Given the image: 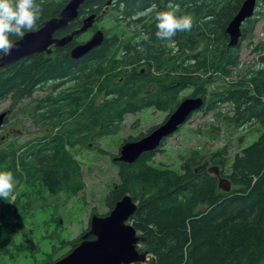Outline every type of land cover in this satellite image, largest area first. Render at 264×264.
Masks as SVG:
<instances>
[{
	"label": "trees",
	"instance_id": "obj_1",
	"mask_svg": "<svg viewBox=\"0 0 264 264\" xmlns=\"http://www.w3.org/2000/svg\"><path fill=\"white\" fill-rule=\"evenodd\" d=\"M66 1L37 0L43 10L37 27L57 15ZM106 1L84 0L75 20L96 14L95 21L105 32L96 48L71 58L70 47L85 37L79 34L49 54L17 60L0 77V96L11 92L13 104L23 103L20 113L35 126L47 128L31 139L0 148V168L11 162L20 181L13 200L0 199L1 220L9 208L15 218L27 216L21 210L30 209L31 219L32 211L41 209L31 201L47 195L61 194L64 202L75 196L83 189L82 169L70 148L116 134L128 114L155 108L167 115L184 98L180 96L184 88H192L188 97L204 100L199 111H211L216 121L234 128L255 123L261 129L257 137L242 145L230 162L226 143L210 153L192 148L179 157V168L153 164L164 138L133 163L114 161L117 179L105 203L110 210L125 194L136 203L129 224L143 239L137 249L146 251L147 258L133 264H264V69L257 70L258 64L264 65V42L251 40L264 0L256 1L233 47L228 46L224 28L243 0H132L129 5L113 0L105 8ZM169 4L179 6L178 16L191 15L194 26L171 41L160 40L155 35L156 18L171 10ZM149 9L152 12L144 20L141 14ZM75 21L68 30L77 26ZM130 33L134 41L127 42ZM244 40L258 56L240 71ZM144 63L146 69L141 70ZM46 88L44 95L34 96V91ZM220 129L211 122L203 132H210L209 139L214 141ZM238 141L243 142L244 136ZM207 157L230 183L228 191L218 187L217 176L206 170L210 167L204 162ZM84 232L72 241L63 238L53 244L43 264L70 251Z\"/></svg>",
	"mask_w": 264,
	"mask_h": 264
},
{
	"label": "rangeland",
	"instance_id": "obj_2",
	"mask_svg": "<svg viewBox=\"0 0 264 264\" xmlns=\"http://www.w3.org/2000/svg\"><path fill=\"white\" fill-rule=\"evenodd\" d=\"M258 10L261 16L254 29L253 39H251L253 43L259 40L264 42V3H261ZM106 26H110L108 21H106ZM257 56L247 46V40L242 41L239 51L241 65L238 69L240 71L247 69ZM47 91L48 88L35 93L34 96L44 95ZM191 91L192 88H184L180 96L188 97ZM22 104L21 102L13 104L12 101H9L8 96L0 100V112L6 108L10 109L5 124L0 128V148H8L9 146H4L8 142H23L31 139L42 131L37 126H33L35 124L33 120H29L20 113L18 108ZM166 113L150 108L142 112L128 114L116 134L97 138L94 142L88 141L84 146L76 144L75 147L70 148L71 154L82 169L83 189L66 202L62 201L64 198L61 194L47 195L45 198L31 201L33 206L38 205L41 208L40 210L35 208L32 211L31 219L30 209L26 212L27 216L22 215L15 218L11 215L9 208L0 220V252H2L0 254L30 255V264H43L46 252L51 250L53 244L58 245L60 239L63 238L72 241L84 232L92 214H105L109 210L104 198L111 184L117 179V164L111 159L118 153V147L128 137H137L146 133L147 129L158 124ZM212 117L211 111L206 114L199 110L190 116L178 131L166 138L161 150L157 151L152 158L153 164L179 168V157L186 155L192 148H200L201 151L210 153L225 143L228 145L230 154L228 161L230 162L232 155L238 152L242 145L253 141L261 130L255 123L234 128L226 123L218 122ZM211 122L217 123L221 128L218 138L214 141L209 139L210 132L208 134L203 132ZM241 135L244 136L243 142L238 141ZM204 162L206 167L213 165L210 163V157H207ZM3 166L4 168H0V172L8 169L5 165ZM221 170L226 171L225 169ZM13 196H16L15 191ZM13 199L10 198V200ZM6 202L8 203L9 199ZM6 205L8 204L3 206ZM27 240L30 243H27ZM64 249L66 248L58 253ZM17 260L19 262L14 264H25L21 262L22 258ZM2 261L1 264H10V261H7L5 257L2 258ZM4 261L8 263H4Z\"/></svg>",
	"mask_w": 264,
	"mask_h": 264
},
{
	"label": "water",
	"instance_id": "obj_3",
	"mask_svg": "<svg viewBox=\"0 0 264 264\" xmlns=\"http://www.w3.org/2000/svg\"><path fill=\"white\" fill-rule=\"evenodd\" d=\"M112 0H107L110 4ZM257 0H243L237 12L233 14L228 22L225 32L229 37L228 46H235L240 38L241 24L245 19L252 16ZM84 0H68L58 14L41 22L38 31L26 33L23 39L14 40L15 48L10 55L0 57V67L5 64H12L29 55L46 52L50 53V46L63 47L70 43L74 36L84 32L94 23L96 14L84 17L81 25L61 36L55 33L69 25L70 21L76 19L79 13L78 7ZM104 40L101 29L92 32V35L85 40L75 44L70 49L71 58H79L93 48H96ZM204 103L201 97H185L167 115L164 121L150 132L145 133L134 140L122 142L118 147V153L111 160L115 162L133 163L142 153L155 150L162 140L172 135L178 128L187 121L193 112L200 109ZM6 111L0 112V126L3 124ZM209 173L217 176L218 187L224 191L230 189V183L220 175L217 166H210L206 169ZM136 208V203L130 195L125 194L117 200L106 214H92L89 218L88 230L80 237V241L67 251L66 254L57 258L51 264H133L144 263L147 258L146 251L137 249L139 241L143 239L138 232L129 224V218ZM91 237V238H88Z\"/></svg>",
	"mask_w": 264,
	"mask_h": 264
},
{
	"label": "clouds",
	"instance_id": "obj_4",
	"mask_svg": "<svg viewBox=\"0 0 264 264\" xmlns=\"http://www.w3.org/2000/svg\"><path fill=\"white\" fill-rule=\"evenodd\" d=\"M170 11L157 16L156 38L171 41L178 32L190 31L194 26L191 15H177L178 5L169 4ZM42 8L37 0H0V57L10 55L15 42L12 37L23 39L26 33L38 31ZM147 39V37H145ZM264 65H257V70ZM18 181L11 171L0 172V199L14 198Z\"/></svg>",
	"mask_w": 264,
	"mask_h": 264
},
{
	"label": "flooded vegetation",
	"instance_id": "obj_5",
	"mask_svg": "<svg viewBox=\"0 0 264 264\" xmlns=\"http://www.w3.org/2000/svg\"><path fill=\"white\" fill-rule=\"evenodd\" d=\"M113 1V0H112ZM112 1L110 2V3H112ZM126 1V4L127 5H129V3H131L132 2V0H125ZM107 2V1H106ZM65 4V3H64ZM107 5V4H106ZM110 5L111 4H108L105 8H107V7H110ZM112 6V5H111ZM107 10V9H106ZM152 12V9H149L147 12H144L143 11V13L141 14V16L142 17H144L143 19L145 20L146 18H148L149 16H150V13ZM94 13V12H93ZM91 14H92V12H91ZM88 15H90V14H88ZM56 16V15H55ZM78 16H79V13H78ZM77 16V17H78ZM87 15H84L83 17H81V18H79V20H77V21H75L76 19H77V17H76V19L75 20H73V21H75V22H78V24H77V26L76 27H73L71 30H68V27L70 26V23H72L73 21H70V23H69V25H67V27L65 28V29H63V30H61V31H58V32H61L62 34H59V35H55V36H61V35H63V34H66L67 32H70V31H72V30H74V29H76V28H78L80 25H81V20L84 18V17H86ZM96 18V17H95ZM94 21V23L92 24V26L91 27H89L87 30H85L84 32H82V33H79V34H85V37H84V39H82V37L80 36V38H79V34H77L76 36H74L73 37V39L74 38H76V37H78L79 39L77 40V43H80V42H83V41H85V40H87L91 35H92V32H95V31H97L98 29H101L102 31H103V34H105V32H104V30H103V27H102V25L101 24H99V26L97 25V23H96V21H95V19L93 20ZM42 24V23H41ZM41 26V25H40ZM40 26H38V28L40 27ZM131 28V27H130ZM132 30V29H131ZM58 32H56V33H58ZM55 33V34H56ZM133 35L134 34H132V33H130L129 34V36L127 35V42H130L131 40L132 41H134V39H133ZM82 39V40H81ZM72 42V41H71ZM76 43V44H77ZM75 45V44H74ZM73 45V46H74ZM54 46H50L49 47V49H51V51L53 50L52 48H53ZM72 47V46H71ZM70 47V48H71ZM57 48V47H56ZM132 49V47L130 48V50ZM50 51V52H51ZM43 52V51H42ZM41 52V53H42ZM43 53H46V52H43ZM46 54H49V53H46ZM12 64H14V62L12 63ZM12 64H8V65H4V66H2V67H0V77H3L2 75H4V74H6V72L8 71V67H9V65H12ZM146 69V63H144L143 64V69H141V70H145ZM64 85H66V83L65 84H63V85H60V87L61 86H64ZM37 92H39V91H34V94L35 93H37ZM12 93L11 92H9L8 94H6V95H1L0 97H2V99L3 98H5L6 96H8L9 97V101L11 102V100H13L12 99V95H11ZM147 109H150V108H147ZM147 109H144V110H147ZM153 110H157V109H155V108H152ZM160 110V109H159ZM159 110H157V111H159ZM2 111H6V117L4 118V121H3V124H2V126L5 124V122H6V120H7V113L10 111V109H5V110H2ZM1 111V112H2ZM142 112V111H141ZM168 115V114H167ZM167 115H165L164 117H163V119H161L160 120V122L162 123L163 121H164V119L167 117ZM160 122L158 123V124H155V125H153V126H151L150 128H148L147 130H149V129H153V128H155L157 125H159L160 124ZM33 126H35V125H33ZM38 127V129H42V130H45V129H47L46 128V126L45 127H40V126H37ZM0 128H2L1 126H0ZM150 130V131H151ZM149 131V132H150ZM146 133H148V132H146ZM145 134V133H144ZM169 137V136H168ZM167 138V137H166ZM125 142V141H124ZM121 146V145H120ZM10 163L11 162H9L8 161V163L6 164L7 166V170L6 171H11L12 173H13V171H14V168L12 167V165H10ZM13 170V171H12ZM14 175V174H13ZM15 193L17 194L18 193V191L15 189ZM16 197V196H15ZM14 197V198H15ZM21 212H23V213H25V212H28V209L27 210H25V211H22L21 210ZM0 220H1V218H0ZM1 242V241H0ZM11 242V241H10ZM27 243H30V241H28ZM1 245V244H0ZM29 246V245H28ZM21 248H24V246H21ZM18 250V249H17ZM1 251V250H0ZM0 253H2V252H0ZM6 258V260L7 261H10V264H14V263H18L19 261L17 260L18 258H22L23 259V261H21L22 263H25V264H30V255H26V256H22V255H20V254H17V255H14V254H6V255H4V254H0V264L3 262L2 261V258ZM7 261H4V263H8Z\"/></svg>",
	"mask_w": 264,
	"mask_h": 264
}]
</instances>
